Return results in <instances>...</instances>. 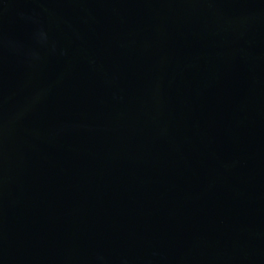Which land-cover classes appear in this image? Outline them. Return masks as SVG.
I'll return each instance as SVG.
<instances>
[{"label":"water","instance_id":"1","mask_svg":"<svg viewBox=\"0 0 264 264\" xmlns=\"http://www.w3.org/2000/svg\"><path fill=\"white\" fill-rule=\"evenodd\" d=\"M0 264H264V0H0Z\"/></svg>","mask_w":264,"mask_h":264}]
</instances>
